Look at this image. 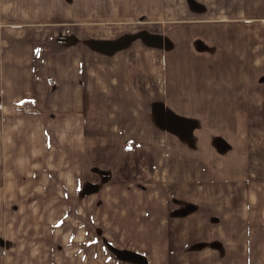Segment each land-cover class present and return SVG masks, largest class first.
<instances>
[{"label": "crops", "instance_id": "1", "mask_svg": "<svg viewBox=\"0 0 264 264\" xmlns=\"http://www.w3.org/2000/svg\"><path fill=\"white\" fill-rule=\"evenodd\" d=\"M167 5L188 6L0 0V196L12 182L35 199L47 177L46 197L85 199L94 184L95 208L141 199L180 235L234 231L165 239L158 260L160 242L135 252L146 264H264V0H211L202 19ZM158 106L191 122L190 141Z\"/></svg>", "mask_w": 264, "mask_h": 264}, {"label": "rangeland", "instance_id": "2", "mask_svg": "<svg viewBox=\"0 0 264 264\" xmlns=\"http://www.w3.org/2000/svg\"><path fill=\"white\" fill-rule=\"evenodd\" d=\"M186 1L187 9L181 7L179 15L173 10L177 12L181 8L167 5L170 17L202 19L210 16L208 11H212V6L206 8L204 5L211 0ZM181 138L190 141L185 136ZM41 184V189L34 191L37 192L35 199L27 191L24 192L27 197H22V194L19 195L21 197H15L13 183L5 185V197L0 196V264H130L119 260L107 244L119 250L146 255L145 250L151 248L150 245L160 242L162 247H155L158 252L152 254V259L158 260L156 255L174 248L166 247L165 250V239L173 244L178 238L220 240L234 234V231L223 230L219 223L214 225L212 231L183 232L180 235L182 232L175 230L176 225L170 216H167V227L164 222L152 225L154 221L149 220L144 210L136 204L141 199L132 200L126 205L127 198L118 196V199L95 208L93 200L88 199V195L94 192V184L85 183L82 187L81 194L85 195V199H81L77 193L73 197L48 198V193L44 191L48 188L56 190L58 186L50 184L47 177L43 178ZM70 187L72 189L73 185ZM94 200L97 204L98 200L95 197ZM184 206L177 209L181 214L190 210ZM157 226L159 229L155 228ZM160 226L168 229H161ZM52 244L56 245L51 247ZM148 264L176 263L153 261Z\"/></svg>", "mask_w": 264, "mask_h": 264}, {"label": "water", "instance_id": "3", "mask_svg": "<svg viewBox=\"0 0 264 264\" xmlns=\"http://www.w3.org/2000/svg\"><path fill=\"white\" fill-rule=\"evenodd\" d=\"M155 112L160 120V123L164 125L165 129L172 133L178 134L181 137L185 136L186 138H190L192 129V124L190 121L179 118L168 110H163L161 106H158ZM178 125H181L182 128Z\"/></svg>", "mask_w": 264, "mask_h": 264}, {"label": "trees", "instance_id": "4", "mask_svg": "<svg viewBox=\"0 0 264 264\" xmlns=\"http://www.w3.org/2000/svg\"><path fill=\"white\" fill-rule=\"evenodd\" d=\"M107 247L112 251V253L119 260L128 261V262H131L134 264H146L145 261L143 260L142 256L133 252V251L119 250V249H116V248H114L108 244H107Z\"/></svg>", "mask_w": 264, "mask_h": 264}, {"label": "built area", "instance_id": "5", "mask_svg": "<svg viewBox=\"0 0 264 264\" xmlns=\"http://www.w3.org/2000/svg\"><path fill=\"white\" fill-rule=\"evenodd\" d=\"M20 109L24 112H28L30 110V107L27 103H24L21 105Z\"/></svg>", "mask_w": 264, "mask_h": 264}, {"label": "flooded vegetation", "instance_id": "6", "mask_svg": "<svg viewBox=\"0 0 264 264\" xmlns=\"http://www.w3.org/2000/svg\"><path fill=\"white\" fill-rule=\"evenodd\" d=\"M179 127H181V125H178ZM182 128V127H181Z\"/></svg>", "mask_w": 264, "mask_h": 264}]
</instances>
